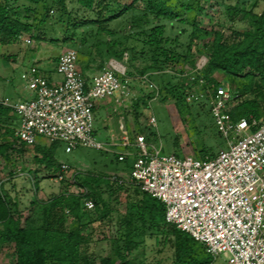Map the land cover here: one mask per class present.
<instances>
[{
    "label": "trees",
    "instance_id": "trees-1",
    "mask_svg": "<svg viewBox=\"0 0 264 264\" xmlns=\"http://www.w3.org/2000/svg\"><path fill=\"white\" fill-rule=\"evenodd\" d=\"M255 6L257 2L250 8L240 2L225 5L224 15L231 30L226 36L219 21L220 28L202 22L209 11L201 0H0V44H16L24 36L42 40L46 26L62 23L65 36L61 39L66 44L78 45L72 48L78 51L79 59L87 51L89 55L104 58L101 63L104 65L108 58L122 59L129 50L131 60L135 59L137 46L130 47L126 41L137 37L146 48L143 47L142 53L149 55V63L142 71L161 73L156 93L163 101L173 100L180 111L191 112L193 105L188 102V95L201 80L203 89H216L223 82L217 74H223L233 94L229 110L232 119L245 118L252 123L264 119V8L257 12ZM51 10L57 11L56 21L51 17ZM115 21L122 22L121 26H114ZM236 23L242 25L237 27ZM175 28L179 29L172 37L169 31ZM78 30L83 31L79 42ZM181 34L188 38L185 52L179 50ZM198 55L207 57L201 69L195 64ZM58 59L59 56L53 57L54 61ZM180 61L189 63L191 70L187 73L181 69L182 76L174 83V73L170 75L166 71H173ZM204 104L207 103L201 104L202 109ZM207 112L211 113L210 106ZM16 118L12 108L0 103V138L3 139L0 155L7 159L11 146L17 152L33 148L38 166L35 177L40 169L47 175L54 172L49 176L57 177L62 173V162L56 155L65 142L19 143ZM258 128L259 124L252 125L251 130ZM215 156L212 148L202 146L195 157ZM116 158L123 162L122 169L131 171L133 155L119 160L116 153ZM74 179L79 191L67 188L47 200L35 197L26 211L21 210L18 200L0 180V246L13 243L15 255L13 262L0 264H215L217 259L206 246L168 222L165 204L136 183L79 171ZM34 185L39 188L38 180ZM122 193L126 198L123 210L114 207V203L122 205ZM85 199L94 201L93 209L86 207ZM115 212L121 229L110 239V252L98 256L89 253L94 232L91 225L111 221ZM149 237H154L157 245L161 241L171 243V262L147 260L145 244Z\"/></svg>",
    "mask_w": 264,
    "mask_h": 264
},
{
    "label": "built area",
    "instance_id": "built-area-1",
    "mask_svg": "<svg viewBox=\"0 0 264 264\" xmlns=\"http://www.w3.org/2000/svg\"><path fill=\"white\" fill-rule=\"evenodd\" d=\"M31 40L23 37L25 43ZM78 63V51L68 48L59 55L56 66L60 81L25 72L22 76L33 96L18 101L0 99L21 121L16 130L19 143L34 144L44 137L65 142L67 150L84 146L109 151L110 146L94 135V109L98 101L128 92L120 77L124 72L110 61L88 82ZM202 82L187 99L202 98L209 104L227 148L205 159L161 154V148L139 134L135 141L127 139L125 149L118 152L119 160L134 156L129 177L117 174L112 178L130 180L161 200L167 221L203 243L214 259L224 257L229 264H264V119L235 121L229 112L231 91L223 84L203 89ZM149 121L156 123L154 116ZM257 124L259 128L251 130ZM61 167L62 173L55 177L59 182L70 169L65 162ZM85 205L93 209L95 203L85 199Z\"/></svg>",
    "mask_w": 264,
    "mask_h": 264
},
{
    "label": "rangeland",
    "instance_id": "rangeland-1",
    "mask_svg": "<svg viewBox=\"0 0 264 264\" xmlns=\"http://www.w3.org/2000/svg\"><path fill=\"white\" fill-rule=\"evenodd\" d=\"M202 4L208 9V17H204L202 22L210 26L215 24L217 28L221 27L226 36L231 34L229 28L230 22L227 21L224 15L225 5H234L240 2L246 4L248 8L252 7L255 2L257 6L254 9L257 12H261L264 8V0H201ZM52 19H57L58 14L52 12ZM122 23V22H121ZM121 23L116 21L113 23L117 28L121 26ZM51 24L45 27V38L42 40H31L30 43L24 42L27 46L36 43L41 45V51L46 55H53L54 57L59 55L62 50L77 47L75 43L66 44L62 41V37L65 33L62 29V23L60 25ZM167 24H169L167 22ZM241 23H236L235 26H241ZM128 29L129 26L126 25ZM95 29V27L93 28ZM179 28H175L169 33L171 36H175ZM188 29H190L188 27ZM169 30V27H168ZM190 30H188L189 32ZM83 31L78 30L77 42L80 41V35ZM55 36V37H54ZM54 37V41L51 38ZM181 44L179 50L185 52V46L188 42L187 35L181 34ZM60 38V40H57ZM19 42V44H21ZM142 41L135 37L134 39H128L126 44L128 46L136 45L135 59L131 60V50L124 53L122 59L108 58L106 65L110 64V61L116 63L124 74L125 83L128 88L126 94L124 112L130 116L135 122V127L131 132V138L136 140L137 133L144 134L147 137V142L161 148V154L177 153L180 156L183 155H198L199 149L202 146H208L212 148L216 155L221 149L227 148L226 139L218 132L215 120L212 113L207 112L209 104L200 99L189 100L192 103V111L183 109L180 111L173 100L163 101L157 92V87L161 84L160 75L158 71L147 70L143 72L144 67L149 63V55L143 54L142 51L145 48ZM34 46V45H32ZM144 47V48H143ZM30 48V47H29ZM146 49V48H145ZM193 51L195 47L193 46ZM33 51L29 50L26 55V64L31 60ZM207 62L205 55H198L196 59V67H201L203 63ZM204 66V65H203ZM25 66L18 63V66L14 67L13 63L8 59H2L0 57V99H10V101L26 100L29 99L30 90L27 88L26 80L23 78L25 73ZM181 69L190 72L191 65L189 63H183L180 61L178 65L172 69L173 71H166L167 74L174 75L173 82L182 76ZM80 72L81 69L79 68ZM58 73V72H57ZM181 73V74H180ZM59 74V73H58ZM60 75V74H59ZM223 74H217V78L222 79V84L228 88V81L223 79ZM170 77V76H168ZM62 78V77H61ZM32 93V92H31ZM121 93V92H119ZM118 93V94H119ZM152 95V97H151ZM151 98L148 99L147 97ZM31 98V97H30ZM204 104L202 109L201 104ZM154 116L156 119L155 124H151L149 119ZM101 117L104 116L95 114L94 116V135L98 141H105V128ZM20 119L17 117L15 125L17 128L20 126ZM3 139L0 138V143ZM39 143L43 145H49L51 140L44 137L40 138ZM19 147V143L17 142ZM121 150L120 147L110 146L109 151L80 146L72 150H67L66 143H62L57 151V159L61 162L68 163L70 169L66 172V177L63 181L59 182L54 175V172H49V175L45 171L39 170L35 177L34 172L37 169V164L34 162L35 151L33 148H26L24 152H17L16 148L12 146L8 149L7 159L0 155V180L9 193L14 196L18 202L21 210L26 211L29 207V203L35 197L47 200L54 194L60 193L64 189L71 191H79L80 188L76 185L74 175L79 171L83 173H95L106 174L114 176L117 174H125L126 176L131 171L122 169L123 162H118L116 153ZM120 169H116V168ZM38 180L39 188L36 189L34 183ZM122 205L114 203V207H118L123 210L126 205L125 194L120 196ZM91 229H94L93 240L89 244L88 252L94 255H107L111 250L110 239L116 237L120 228V224L117 219V212L113 214L111 221L103 222L102 225L95 223L91 225ZM163 240V238H162ZM146 256L147 260L151 261L154 258L163 259L164 262H171L173 248L171 243L163 244V241L159 245L156 244L154 237L146 238ZM0 263H11L15 260L14 245L13 243H6L0 246ZM215 264H229L224 257H219Z\"/></svg>",
    "mask_w": 264,
    "mask_h": 264
},
{
    "label": "crops",
    "instance_id": "crops-1",
    "mask_svg": "<svg viewBox=\"0 0 264 264\" xmlns=\"http://www.w3.org/2000/svg\"><path fill=\"white\" fill-rule=\"evenodd\" d=\"M32 45L27 46L25 44L24 47V41L21 44H0V57L2 59L8 58L13 63L14 67L18 66V63L24 65L26 67L24 70L26 73H40L45 75L51 82L60 81L61 75L57 73V61L53 60L54 56L46 55V53L41 51V45H37L36 43ZM29 50L33 51V56L26 64V55L29 53ZM63 51L64 50H62L60 54ZM103 60L104 58L102 59L98 55H89L87 51L81 54L78 65L81 69V73L88 82H91L92 78L107 66V62H104V65L101 64ZM123 94L126 93H119L114 97L98 101L94 109V114L99 113L104 116V118L101 117L105 128V141L103 142L109 146L120 147V151L125 149L123 144L127 139L133 141L130 129L133 132L135 127L133 119L124 112L126 95ZM32 96L33 94L30 92L28 98Z\"/></svg>",
    "mask_w": 264,
    "mask_h": 264
}]
</instances>
